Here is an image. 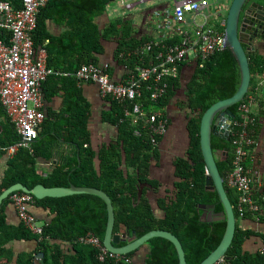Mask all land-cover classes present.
<instances>
[{"label":"trees","instance_id":"1","mask_svg":"<svg viewBox=\"0 0 264 264\" xmlns=\"http://www.w3.org/2000/svg\"><path fill=\"white\" fill-rule=\"evenodd\" d=\"M11 1L16 7H21V0ZM114 1L50 0L39 12L38 25L33 32L34 46L36 51L46 50L47 66L54 70L42 85L45 120L32 149L22 147L10 159L0 153L8 165L0 184V194L17 182L30 188L39 183L50 187L74 184L99 188L112 200L114 233L129 230L140 237L150 230H167L181 241L187 263L200 264L219 245L227 225L226 220L202 218L204 210L200 204H214L215 211H222L224 207L217 191L206 189L208 169L201 151L200 122L209 106L235 93L240 84L239 66L230 49L224 48L202 64L198 61L182 63L177 77L165 79L168 87L164 96L152 104L169 118L168 135L176 118L184 121L186 139L177 152L169 151V155H173L170 160L172 185L164 188L162 195L153 202L151 192H160L162 183L153 176L152 169L154 165L163 163L161 145L167 134L159 138L157 145H153L146 131L136 135L135 126L124 115L123 104L108 98L110 107L101 113V119L116 126L117 135L96 149L89 127L92 105L83 95L74 75L85 63L108 62L113 77L112 63L102 59L106 43L113 41L116 46L111 61L124 69L125 78L127 70H133L139 62V57L132 54V50L155 37L139 35L134 16L129 14L109 19L105 25L100 24L98 17L103 16ZM260 1L264 3V0ZM48 19L65 25L66 29L60 35L52 34L47 27ZM7 34V31L0 30V37H7ZM178 40L179 37L175 36L167 39L166 43ZM249 60L252 77L248 92H255L256 78L264 74V55L249 53ZM143 92L145 96L149 94L145 88ZM59 94L64 99L60 111L50 107L46 109L45 102ZM257 99L261 107L255 125L259 139L264 135V102L259 96ZM239 104L231 107L236 114ZM0 117H3L0 144L20 141L15 123L1 101ZM56 142L70 145L73 153L66 155L43 176L37 170V161L52 158L51 144ZM212 148L219 171L225 178L234 156L232 139L213 134ZM226 148L229 152L225 156L222 153ZM260 154L262 158L253 164L264 173V152ZM225 186L237 217L235 235L227 255L234 257L231 260L234 264H264V256L258 251L264 239V209L241 217L237 210L239 193L229 187L226 180ZM10 207L13 205L9 196L0 205V264H126L116 262L110 256L101 261L97 248L78 241L81 236L92 232L103 242L108 221L107 203L96 194L35 197L32 211L44 220L42 237L32 233L19 219L11 222L8 218ZM37 207L47 210L50 218L38 216ZM157 209L162 214H158ZM251 223L262 226L255 228ZM249 240L254 242L255 249L246 248ZM22 242H26L27 250L16 252V243ZM124 244L126 241L118 245ZM144 246L149 247L145 264H179L175 245L161 236L152 237L138 250L127 253L133 264H138L134 256ZM41 252L43 257L39 256Z\"/></svg>","mask_w":264,"mask_h":264},{"label":"built area","instance_id":"2","mask_svg":"<svg viewBox=\"0 0 264 264\" xmlns=\"http://www.w3.org/2000/svg\"><path fill=\"white\" fill-rule=\"evenodd\" d=\"M49 1L21 0L18 8L11 0H0V30L8 33L7 37H0V101L21 136V140L13 144H0V153L8 159L22 147L32 149L45 120L42 85L54 70L47 66L46 50L36 51L33 32L38 25L39 12ZM131 6L130 2L125 4L127 8ZM209 6L208 0H175L173 5L157 11V36L132 50L139 62L133 70H127L122 80L116 81L111 76L108 62L85 63L76 70L75 77L79 84L96 83L102 98L123 104L124 115L135 126L134 133L141 135L146 131L153 145H157L170 125L169 118L152 104L164 96L168 87L165 79L177 77L182 63L198 61L202 64L225 48L226 15L217 13L212 20L211 13L204 14L205 20L201 23L190 16L209 10ZM175 36L179 37L178 41L166 43ZM262 84L264 75L258 77L256 91L247 92L240 101L229 128L234 156L224 181L239 193L237 210L241 217L264 209V173L253 164L257 162L260 144L255 125L260 111L257 96L262 93ZM144 88L149 91L147 96ZM10 200L19 221L42 237L44 222L32 211L35 196L17 190L10 194ZM78 241L97 248L101 261L110 256L116 262L133 264L126 254L109 251L92 232ZM258 251L264 256V239ZM212 264L234 263L222 257Z\"/></svg>","mask_w":264,"mask_h":264},{"label":"water","instance_id":"3","mask_svg":"<svg viewBox=\"0 0 264 264\" xmlns=\"http://www.w3.org/2000/svg\"><path fill=\"white\" fill-rule=\"evenodd\" d=\"M252 0H232L227 13L226 24V41L225 48L230 49L240 70V84L235 93L224 99H220L209 106L202 114L200 122V144L203 155V161L206 163L208 172L206 177V189L216 190L220 202L224 209L215 211L214 204H200V208L204 210L202 218L208 221L226 220V230L219 245L200 263L212 264L218 259L224 257L228 260H233L234 257L228 256L227 251L230 247L237 225V217L235 215L233 204L229 198L228 190L225 186L224 177L219 171L216 155L212 148V135H218L225 139H230V126L236 113L232 110V106L242 101L247 94L251 84V68L248 48L244 43L249 42L245 33V25L249 17V9L246 6ZM255 7H262L258 3L251 4ZM243 15V16H242ZM243 17V19H242ZM229 149L223 151V155H228ZM22 190L32 193L36 198H44L46 196L60 197L77 193H91L102 197L107 203L108 221L105 236L103 239L104 245L109 251L114 253L127 254L138 250L150 238L161 236L170 240L176 247L179 256V264H188L185 257V250L178 237L167 230L154 229L150 230L142 236L138 237L136 232L126 230L123 233H114L115 224V209L110 196L103 190L96 187L76 186H45L42 183L36 184L30 188L22 182H17L2 191L0 194V205L4 199L8 198L14 191ZM121 241H126V244L119 246ZM40 257L44 253L39 254Z\"/></svg>","mask_w":264,"mask_h":264},{"label":"crops","instance_id":"4","mask_svg":"<svg viewBox=\"0 0 264 264\" xmlns=\"http://www.w3.org/2000/svg\"><path fill=\"white\" fill-rule=\"evenodd\" d=\"M163 0H134V1H129L132 6L130 9L129 15H132V12H136V10H140L137 11V13H134V22L135 23V27H136V32L141 35V36H157V28H156V23H157V11L158 10H164L167 6H161V8H158L157 5L160 4ZM115 2V1H114ZM118 2V1H116ZM141 5V6H138ZM111 6L108 5L107 10L105 12V14L103 16L98 17L97 21L103 25H105L107 23V21L109 19L121 16V15H113L110 12L109 7ZM170 6V5H168ZM167 6V7H168ZM154 7V8H152ZM152 8V9H151ZM135 10V11H134ZM146 10V11H145ZM145 12L146 14H142V12ZM156 15V16H155ZM47 23V27L49 29V31L54 34V35H60L65 29V25L63 24H59L57 22H55L52 19H48L46 21ZM116 43L113 41L107 42L106 43V50L104 52V54L102 55V59L104 61L106 60H110V62L113 65V78L116 80H122L123 76L125 74V71L123 68H121L119 65H117V63H115L114 61H111L113 59V54H114V49H115ZM82 87V91H83V95L86 97V99L91 103L92 107H91V116H90V120H89V127L92 133V144L93 146L98 149L103 143H109L112 140H114L116 138L117 135V128L116 126H113L107 122L102 121L101 119V113L104 110L109 109L110 107V103L107 101V99H104L100 96L99 93V87L96 83H92V82H85L80 84ZM63 95L59 94L57 96H55L51 101H46L45 102V108L47 109L48 107L52 108L54 111H60V109L63 106ZM3 117H0V132L3 128ZM168 138V133L167 135L164 137L163 143L161 145V150L163 152L164 155V160L163 163L159 164V165H154L152 172H153V176L160 179L161 183H162V190L159 192H155L152 191L151 192V199L153 200V202H155L158 197L160 195H162L163 189L171 186L172 185V181H173V173H172V165L170 163V160L172 159L171 156L173 155H169V151L171 152H176L179 147L182 146V142L177 141L175 145H169L167 147H164V142H166ZM180 145V146H179ZM51 147L53 149V157L50 159H38L37 161V170L40 174H42L43 176L47 175L52 169L53 167L59 163L62 162L64 160V157L66 155H70L73 153V149L70 145L64 144L62 142L59 143H52ZM172 154V153H171ZM170 156V158H169ZM7 160L5 157L0 156V184L2 182V179L4 177L5 171L7 169ZM35 211L37 213L38 216L42 217V218H50L49 212L43 208H35ZM158 214H162V212L157 209L156 210ZM9 220L11 222H17L18 218H17V214L15 212V209L13 207L9 208V216H8ZM41 221H44L43 219H41ZM251 226H254L255 228L260 227L257 223H251ZM29 246V244H27ZM31 246V245H30ZM246 248L249 249H255V244L253 241L249 240L246 243ZM149 247L148 246H144L143 249H141L140 251H138L135 254V260L138 264H145V256L146 253L148 252Z\"/></svg>","mask_w":264,"mask_h":264},{"label":"rangeland","instance_id":"5","mask_svg":"<svg viewBox=\"0 0 264 264\" xmlns=\"http://www.w3.org/2000/svg\"><path fill=\"white\" fill-rule=\"evenodd\" d=\"M129 1H134V0H124V1L119 0L118 2H116V1L113 2L111 4V6L109 7L111 14H113L115 16L116 15L117 16L118 15L122 16V15L129 14L128 12H130V9L125 7V4L127 2H129ZM208 1L210 2L209 10L205 9V10L202 11V13H200L198 15H196L194 13H193V15H190L191 17L195 16V20H196L197 23H201V22H203L205 20L204 14L211 13L210 18L212 20L216 19V14L217 13H219L220 16H225V15L227 16L228 9H229L230 4L232 2V0H208ZM174 2H175V0H163L160 4L157 5V7L161 8V6L173 5ZM138 6H141V5H138ZM167 6H165V7H167ZM152 8H154V7H152ZM137 11H140V10H136V12H134V13H137ZM158 11H161V10H158ZM134 13L132 12V15H135ZM143 13L146 14L144 11L142 12V14ZM260 53H262L264 55L263 52H260ZM261 75H264V74H261ZM259 76L260 75L257 76L256 80L258 79ZM262 85H263L262 86V93L259 95V97L264 102V84H262ZM263 106H264V104H263ZM181 111H182V109H181ZM183 112H184V110L182 111V113ZM184 125L185 124H184V121L182 119L176 118L174 120L173 126L170 128L168 138H167L166 142H164V145H163L164 147H167L169 145H175L177 141L182 142L183 144H185L186 132H185ZM260 138H262V143L264 145V135L261 136ZM263 150H264V148H263ZM260 226H262V225H260ZM25 245H26V242L25 243L22 242V243H18V244L16 243V245H15L16 252H21V251L27 250V247Z\"/></svg>","mask_w":264,"mask_h":264},{"label":"flooded vegetation","instance_id":"6","mask_svg":"<svg viewBox=\"0 0 264 264\" xmlns=\"http://www.w3.org/2000/svg\"><path fill=\"white\" fill-rule=\"evenodd\" d=\"M254 2L258 3L262 7L252 6L251 4ZM246 9H249V17L245 25V33L248 37L249 42L244 43V46L249 49L248 53H264V3L260 0H252L246 6ZM259 142L260 144L258 147L257 160L260 157L262 158L260 152H264V145L261 140H259Z\"/></svg>","mask_w":264,"mask_h":264}]
</instances>
